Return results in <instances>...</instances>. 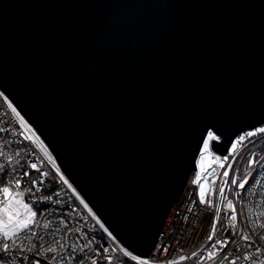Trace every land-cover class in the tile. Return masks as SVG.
Returning <instances> with one entry per match:
<instances>
[{"label":"water","instance_id":"water-1","mask_svg":"<svg viewBox=\"0 0 264 264\" xmlns=\"http://www.w3.org/2000/svg\"><path fill=\"white\" fill-rule=\"evenodd\" d=\"M0 89L148 257L196 169L192 129L219 111L226 154L264 117V0H0Z\"/></svg>","mask_w":264,"mask_h":264},{"label":"built area","instance_id":"built-area-1","mask_svg":"<svg viewBox=\"0 0 264 264\" xmlns=\"http://www.w3.org/2000/svg\"><path fill=\"white\" fill-rule=\"evenodd\" d=\"M0 92L3 91L0 89ZM4 96H6L5 93ZM4 96H0V151L4 152L5 156L14 157L12 167L22 163L28 165L25 169L29 173L28 176L25 181H22V187L14 189V191H26L27 187H32L39 189V191H35V195L44 197L39 201H30L32 205L36 206L34 210H38V215L35 218L37 224L34 225L36 230L41 236H44L46 230L43 229L42 225L51 221V230L57 234V239L63 237L64 243L73 244L77 249L87 245L82 255L78 253L79 259L75 264H79L80 259L96 252L97 246L99 249H110L109 253L100 252L101 255L124 258V253L120 251V248L126 247L117 238L113 240L112 237H109L108 233L100 227L103 224L108 229L61 171L53 154L34 128L28 122L30 128L21 123L20 117L22 115L18 116L12 111V107L15 105L9 98L6 101ZM9 101L12 107H9ZM16 111L19 112L17 108ZM224 156H228V159L224 160ZM250 159H254L256 163L248 164ZM199 160L200 154L196 161V169L191 172L188 178L168 227L162 233L163 235L159 236L156 243L155 248L164 244L168 247V252L157 253L153 250L150 256L141 257L139 261H131V258L128 257V264H159L156 256H160L161 259L166 258L173 264H194L197 258L191 257L193 251L200 253L204 252L205 249L212 250L210 245L213 241L206 239L211 233L213 221V217L209 215L211 207L214 206L221 210V215L218 217L221 223L217 225L216 239H223L228 236L227 230L222 234L219 233L221 226L230 222L235 223L229 217L227 204L229 199L234 200L238 211L244 210L249 221L253 219V212L259 214L264 210V139L258 137L246 139L238 142L235 149H232L230 145L226 154L213 151L210 145L209 152L205 154L203 169L197 163ZM33 163L36 164V168L31 167ZM228 165H232V167L229 168ZM225 170L229 172L228 177L223 175ZM249 172L252 173V176L249 177V183L246 185L242 199H236L239 192L236 186L231 184V178L240 179ZM8 175H11L10 171ZM61 175L68 181L67 184L61 179ZM33 180L37 182L36 185H32ZM2 182L0 181V183ZM69 184L72 186L71 188L68 186ZM201 184L205 186L206 201L211 200L212 205L199 201ZM221 187L224 189L223 193L219 191ZM73 188L76 190L75 192ZM47 197H51V199H47ZM2 200L3 197L0 196V201ZM85 204L88 205L87 208L84 206ZM249 209L251 211H248ZM239 219L241 223L235 225L237 229L247 223L244 220V215H240ZM108 231L110 230L108 229ZM113 236L115 235L113 234ZM234 243L242 245V250L240 253H234L229 248L228 251L231 255H242L244 250L252 251L238 237ZM257 246H260V241H257ZM180 256H188L189 259L181 261ZM260 258L264 259V256ZM85 264H90V261L85 260ZM202 264H228V261L223 260V258L216 262L206 259ZM236 264H244V261L239 260Z\"/></svg>","mask_w":264,"mask_h":264},{"label":"snow or ice","instance_id":"snow-or-ice-1","mask_svg":"<svg viewBox=\"0 0 264 264\" xmlns=\"http://www.w3.org/2000/svg\"><path fill=\"white\" fill-rule=\"evenodd\" d=\"M0 96H4L3 92H0ZM7 101L8 97L4 96ZM9 107H12L9 101ZM12 111L16 115H20L16 111L15 107H12ZM21 123L25 124L29 128L30 125L21 116ZM223 115L217 111L209 115L203 122L196 125L192 130L193 132L198 130L200 135L197 140V149L200 153V160L197 162L203 169V161L205 159V154L209 152L210 145L216 150H220V143H223L224 137V126ZM255 123L249 125L245 130H237V132L232 134L230 138V143L232 149L236 148L238 142H242L246 139H251L253 137H258L259 139H264V117L257 118L253 120ZM220 142V143H217ZM50 158V157H49ZM195 159V156L193 157ZM224 160L228 159V156L223 157ZM14 162V157L11 155L5 156L4 152L0 151V196L3 200L0 201V264H75L77 259H79L78 253L82 255L87 248L77 249L73 244H66L63 242V237L57 239V234L51 230V221L45 222L42 227L45 229V235L41 236L36 230L34 225L37 224L36 217L38 215V210L35 209V205L30 203L31 200L43 199L44 197H39L35 195V191L39 189H34L32 187H27L26 191H14V189H20L22 187V181L28 176V172L25 171L27 164H19L16 167L11 165ZM254 159L248 160V164H255ZM32 168H36V164H31ZM229 168L232 165H228ZM9 171L11 175L9 176ZM59 171V169H57ZM223 175L228 177L229 172L225 170ZM252 173L249 172L245 174L242 178H231V184L236 186L239 195L236 199H242L243 192L246 190V185L249 183V177ZM61 179L65 184L68 183L61 175ZM199 179V177H197ZM36 181H32V185H36ZM72 187L70 184L68 185ZM73 191L76 190L73 188ZM223 193L224 189L221 187L219 189ZM79 195V193H77ZM51 199V197H47ZM199 201L206 202L212 205L211 200L206 201L205 186L200 185L199 189ZM83 203V200H81ZM229 208V217L232 222L227 223L220 227L219 233L222 234L225 230L228 232V236L223 239H216L217 236V225L221 222L218 217L221 215V210L216 209L214 206L209 209V215L213 217L211 224V233L207 236L208 241H213L210 245L212 250L205 249L204 252L198 253L193 251L191 253L192 258H197L194 264H202L206 259L213 260L214 262L223 260L228 261V264H236L237 261L243 260L244 264H264V259L260 257L264 256V210L259 214L252 213L253 219L248 220L247 214L241 209L238 211L237 205L234 200L229 199L227 201ZM86 208L87 204L84 205ZM89 211L91 209L89 208ZM248 211H251L249 209ZM240 215H244V223L242 227L236 228V224H240ZM100 227L108 233L109 237L116 240V237L104 227L103 224ZM247 232V234H244ZM163 235V234H162ZM239 238L248 249L252 251L244 250L242 255H231L229 254V248L232 249L234 253H240L242 250V245L235 244L234 241ZM257 241H260V246H257ZM97 251L93 252L91 255L79 260V264H85V260L90 261V264H128L127 258L130 257L131 261H139L141 259L140 255H133L131 251L127 248L121 247L120 251L124 253V258H116L112 255H101L100 252L109 253V248L99 249L97 246ZM115 251V249H112ZM154 251L157 253L168 252V247L161 244L159 248L154 247ZM159 264H173L172 261L164 258L161 259L160 256H156ZM181 261H186L189 259L188 256H180Z\"/></svg>","mask_w":264,"mask_h":264},{"label":"rangeland","instance_id":"rangeland-1","mask_svg":"<svg viewBox=\"0 0 264 264\" xmlns=\"http://www.w3.org/2000/svg\"><path fill=\"white\" fill-rule=\"evenodd\" d=\"M246 161H247V159H246Z\"/></svg>","mask_w":264,"mask_h":264}]
</instances>
